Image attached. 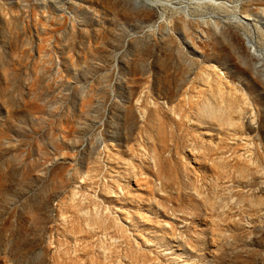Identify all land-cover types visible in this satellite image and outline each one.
I'll return each mask as SVG.
<instances>
[{
  "label": "rangeland",
  "instance_id": "374dc122",
  "mask_svg": "<svg viewBox=\"0 0 264 264\" xmlns=\"http://www.w3.org/2000/svg\"><path fill=\"white\" fill-rule=\"evenodd\" d=\"M0 264H264V0H0Z\"/></svg>",
  "mask_w": 264,
  "mask_h": 264
}]
</instances>
